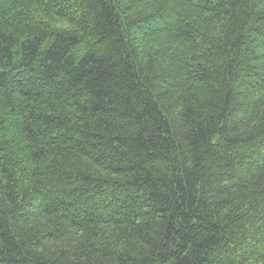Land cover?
<instances>
[{
  "label": "trees",
  "instance_id": "obj_1",
  "mask_svg": "<svg viewBox=\"0 0 264 264\" xmlns=\"http://www.w3.org/2000/svg\"><path fill=\"white\" fill-rule=\"evenodd\" d=\"M0 264H264V0H0Z\"/></svg>",
  "mask_w": 264,
  "mask_h": 264
}]
</instances>
